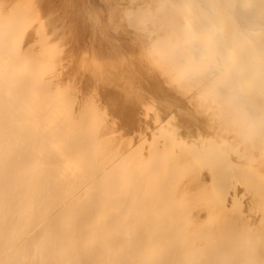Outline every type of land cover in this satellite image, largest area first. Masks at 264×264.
I'll use <instances>...</instances> for the list:
<instances>
[{
	"label": "bare ground",
	"instance_id": "6f19581e",
	"mask_svg": "<svg viewBox=\"0 0 264 264\" xmlns=\"http://www.w3.org/2000/svg\"><path fill=\"white\" fill-rule=\"evenodd\" d=\"M42 4L50 11L58 0H0V264H264L253 252L264 247L254 223L225 230L199 220L222 204L201 202V184L188 191L198 172L192 179L189 171L180 202L172 193L180 183L171 186L202 155L223 184L250 190L264 217V0H107L103 15L90 8L101 30L122 13L136 75L190 89L184 100L192 114L181 112L197 115L196 128L198 121L218 127L215 140L223 143L222 150L211 143L188 148L167 130L151 141L134 135L135 143L125 135V149L113 153L114 138L89 119L98 106L81 96L82 80L68 87L72 70H47L61 54L52 45L58 28L49 17H33ZM178 98L177 105L184 102ZM228 127L236 136L225 141ZM139 144L148 145L145 157L135 154ZM225 151L239 154V168L227 164Z\"/></svg>",
	"mask_w": 264,
	"mask_h": 264
},
{
	"label": "rangeland",
	"instance_id": "374dc122",
	"mask_svg": "<svg viewBox=\"0 0 264 264\" xmlns=\"http://www.w3.org/2000/svg\"><path fill=\"white\" fill-rule=\"evenodd\" d=\"M43 6L44 5L42 4L41 8L39 7V9H35L37 11L34 13L33 17L36 18L35 20L46 19L49 17L48 19H50V21L47 19L48 24H50L51 26L53 25L52 27L58 28V31L56 32L57 35L54 36L52 45L53 49H57L59 51V54H61V57L59 60H57V62H49L52 67H49L47 70L54 74H58L59 76H65V74H68L71 77V81L67 85L68 87H78L80 80H82L81 82H84H80V87H78L81 93H84L81 96L83 98H91L90 100H93V102L95 101V105L98 106V108H95L91 111V116L89 119H91L94 124L102 125V127H104L103 133L104 130H106L104 133L105 135L110 134L109 137L114 138L116 143L122 140V138H124L126 135V137L129 136V138L127 137V139L135 143V141L132 139L137 140L139 139V137L140 139L142 137L145 141H151L153 137L150 139V136H159L160 132L163 136L168 130L174 132L173 134L175 136L181 137L182 140L179 141L184 142L188 148H193L194 146H197L198 144L200 145L201 143H211L213 144V146H217V148L222 150L221 147L223 146V143L220 144L217 139L215 140L217 136L216 129L218 127L211 125V123L208 121H204V124H202L203 121H198V125L202 127V129L204 128V126V129H209V131L207 130L209 132L208 133L207 131H204V129L203 131H201L202 129L199 127V132V128H196L197 122L195 120V117H197V115L195 116L194 113L193 116L191 115L193 119H189L190 115L187 117L186 115H184V113L186 112H181L185 108L188 109V114L190 112L191 108L188 105H185L184 100L187 98V96H189V94H192V91L190 89H177L180 90H176L178 92L177 93L174 89H171L169 87H162L157 85L155 86L153 82L150 83L149 79L156 78L153 76L154 74H147L150 75L149 78L146 75H143V77L141 74L140 77L136 75L137 57L136 53L130 46L128 37H126L125 28L126 30L128 29V23L122 18L123 15L122 13H120V11L117 12V15H115L116 12L114 13V16H111V14L110 17H114L115 21L111 22H114V24L115 22L118 23L119 27H123L122 29H118L117 24H115V28H117L115 29L111 25L113 23H111L110 21V23L106 22V24H108L106 30H101L98 26L94 27L95 20L92 14L93 12L90 11V8H97L101 12L100 14L103 15L105 7L108 6L107 0H58V4L55 6V8H51L50 11H48L49 9H44ZM48 13H51V15L53 16H48ZM65 14L68 15L66 22H64L63 20L65 19ZM73 15L74 19L72 20ZM119 17H121L122 20H118ZM78 19H81L80 23H77ZM112 19L113 18H109V20ZM121 21H123L124 23L122 22L121 24ZM122 30L124 32H122ZM68 70L72 71L69 72ZM64 72L67 73L64 74ZM56 82L58 83L59 79H57ZM65 83L66 81L62 82L61 84L64 85ZM81 86L86 88L88 94ZM122 89H126L127 94H124ZM180 92L184 93V95H181ZM170 93H174L176 95H171ZM176 96L177 98L182 97L180 99H183L184 102L180 100L177 105ZM186 106H188L190 109ZM209 111L210 110L206 111L205 113H209ZM74 113L75 115H77L76 109ZM190 114L192 113L190 112ZM189 120L190 123L193 121L196 122V124L191 123L190 126ZM102 121H104V123ZM106 121L108 123H106ZM104 124H106V126ZM193 124L196 126H194ZM107 126L110 127L111 130L113 128V131L111 132V130H109ZM191 127L194 130L195 134H191V136H189L188 134L190 133H188L187 130ZM212 129L215 131L213 132ZM108 131L109 133H107ZM225 131L228 132L226 134H223ZM179 132H181V134ZM222 132L223 136L221 137L226 139L225 141L230 139L233 140L236 136L235 131L231 127H228L225 130L223 129ZM111 133H115V136H113V134ZM147 134L148 136L146 137ZM183 135H185L186 137H184ZM117 136L118 138H122L118 139ZM132 136H134V138H132ZM116 139H118V141ZM125 139L122 140L123 142H121V144L119 143V146H117L118 144L113 142V144L115 145L112 144V149L110 148L109 150L113 153V148H118L120 146L123 148L120 147L118 149H125L124 145L127 143L124 142L129 141ZM175 140L176 139H174V141H171L173 144L169 141V143L166 141L164 142L167 143L166 145H169L171 143L172 145H170L172 146V148L176 149L177 147L174 144L176 143ZM134 143L133 145H135ZM190 145L192 147H190ZM132 147L134 149L136 148L135 154L138 158H140L141 154H143L144 157L146 156L148 145L141 146V144H139L137 145V147ZM144 147L147 149H143ZM102 150L104 151L102 152ZM144 150L147 151H145L144 153ZM140 151L143 153L139 154ZM99 152L105 154L106 149L100 148ZM230 153L228 151H225L223 155L227 161V164L232 167L235 166L234 169L239 168V162L241 161L239 160V154H236L235 152H232L231 154ZM236 160L238 163H236ZM189 161L190 162L186 163L183 168V170H186V173H188V176L186 174L179 177L180 179L175 178L174 182H177V184L175 185L174 183L173 185H171L177 187L180 183V185L178 186L179 191L178 187L175 189L174 187L169 186V188H171L170 190H173V188L175 189L172 193H176L179 196V198L177 195L175 196L176 200L179 199L178 201L180 202V191L183 190V188L190 187L189 185L191 184L188 177H191L194 174V176L192 177V179H194L199 175L193 183L191 182L194 187L193 188L191 186V189L193 188L192 191L191 189H188V191H190V193H196V191H199V188H201L202 192H204L205 195L203 196L204 198L201 202L208 203L209 205L212 204L217 207L222 204L220 206V209L217 208L216 212H213L207 217L208 219L206 218V214V216L204 214H201L202 216L199 215L200 221L204 220L205 223L207 222V225L209 224V226H213V228L220 229L219 227H221L222 229L225 228V230L227 229V227L228 230H233L235 228L240 229L241 224L245 222L246 224H248V226L254 223V234H256L255 240L258 241L259 238L261 239L262 236L264 237V217H261V206L259 204H255L250 190L244 191L242 184L238 181H236L232 185L223 184L221 182L222 180L219 179L216 175L217 168H215V166L210 167V163L208 164L207 159H205L204 156L202 157V155L199 157H194V159L192 158ZM191 170L194 173H192ZM182 180H184L185 183L183 181L182 184ZM186 180L188 182H186ZM130 183H132V181L127 180V184ZM216 183H219V186H217L218 188L223 187V191L219 192L217 190L215 186ZM194 184L196 187L194 186ZM197 185L200 187L198 188ZM259 214H261V216ZM245 227L241 228V231L244 230ZM256 232H258L259 234ZM262 250H264V247H259L258 244L253 246V252L255 254L257 253L256 255L258 257H264V251ZM263 257H261L260 259L264 261Z\"/></svg>",
	"mask_w": 264,
	"mask_h": 264
}]
</instances>
